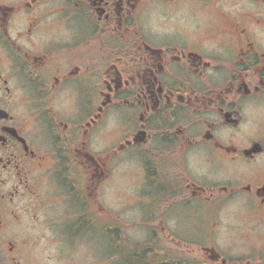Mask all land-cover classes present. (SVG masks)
<instances>
[{
  "label": "flooded vegetation",
  "instance_id": "obj_1",
  "mask_svg": "<svg viewBox=\"0 0 264 264\" xmlns=\"http://www.w3.org/2000/svg\"><path fill=\"white\" fill-rule=\"evenodd\" d=\"M124 163L175 255L123 240ZM112 232L126 264H264V0H0V264Z\"/></svg>",
  "mask_w": 264,
  "mask_h": 264
},
{
  "label": "rangeland",
  "instance_id": "obj_2",
  "mask_svg": "<svg viewBox=\"0 0 264 264\" xmlns=\"http://www.w3.org/2000/svg\"><path fill=\"white\" fill-rule=\"evenodd\" d=\"M121 166L122 169L120 168L121 170L118 169V171H115L116 174L112 176V180L107 181L105 198L107 200V208L110 210H114L113 208L128 207V209L123 210L121 218V224L125 229V233L122 235L123 240L128 241V243L129 240H134L140 247H143L142 249H145L144 245H155V250L158 249V251L161 252L164 250L163 252L165 255H175V252H177L175 247L179 250V244L177 245L176 241H168L170 238L165 234L147 235L133 225L135 213L130 204H128L132 202L131 195L133 193L131 169L130 165L127 163H124ZM111 214L115 215L114 213ZM108 222L116 224L115 221L110 220ZM110 234H112V236L109 234L108 237L106 236V245L104 243L103 235L99 234L88 235V237L90 236L89 240L88 238L81 236L76 239L78 241V244L76 245L68 243V239L66 238L62 244L63 238L60 241L57 240L58 238L56 237H61L60 235H51L48 237L51 239V241H48L49 245L41 250L36 249L34 251V257L39 261V264H126L122 259V251H128L127 253L129 255L130 248L127 245H122V251H117L113 249V247L111 248V245L108 244V238L114 240V235L116 234L115 232ZM189 236V233L178 235L180 238ZM197 238L200 242L205 240L203 235H198ZM185 242H182L180 246L183 258H186L187 260L202 259L203 256L200 249L195 245L188 243L189 239ZM148 251L149 249L144 251L146 256ZM146 262L147 261H145L144 258H140L138 261L134 260L132 264H145Z\"/></svg>",
  "mask_w": 264,
  "mask_h": 264
},
{
  "label": "trees",
  "instance_id": "obj_3",
  "mask_svg": "<svg viewBox=\"0 0 264 264\" xmlns=\"http://www.w3.org/2000/svg\"><path fill=\"white\" fill-rule=\"evenodd\" d=\"M186 264H191L190 262H187Z\"/></svg>",
  "mask_w": 264,
  "mask_h": 264
}]
</instances>
